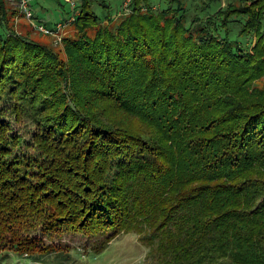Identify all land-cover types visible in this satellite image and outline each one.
<instances>
[{
  "label": "trees",
  "instance_id": "1",
  "mask_svg": "<svg viewBox=\"0 0 264 264\" xmlns=\"http://www.w3.org/2000/svg\"><path fill=\"white\" fill-rule=\"evenodd\" d=\"M75 1L66 66L0 0V249L146 219L163 264H264V0Z\"/></svg>",
  "mask_w": 264,
  "mask_h": 264
},
{
  "label": "rangeland",
  "instance_id": "2",
  "mask_svg": "<svg viewBox=\"0 0 264 264\" xmlns=\"http://www.w3.org/2000/svg\"><path fill=\"white\" fill-rule=\"evenodd\" d=\"M7 6L15 10L17 0H6ZM57 1L65 4V8L61 7ZM111 4L114 17H119V13L123 8V0H108ZM157 6H163L164 0H153ZM190 10L193 9L195 3L199 0H185ZM236 0H221L214 4L212 14H215L219 8L226 7L230 2ZM65 0H36L35 11L40 18L51 19L52 22H59L60 17L69 16L71 6L65 3ZM34 3V1H33ZM202 3V2H201ZM34 5V4H33ZM33 9V7H32ZM102 8L97 7L100 13ZM16 13L13 17L12 24L15 32L18 35H27L30 38L36 39L53 48L60 56V59L67 66L68 54L64 38L73 36L75 30L72 25L63 30L62 40L50 33H45L32 25V22L25 18L22 14ZM77 14L76 11H71ZM239 17L238 20L231 23L232 36L234 37L241 26ZM45 34L47 36H43ZM195 37L198 38V32L195 31ZM238 38V36H237ZM239 41H248L245 37L238 38ZM262 81H257V85H261ZM11 123L12 130L25 138L27 146L23 145V149L30 150V139L32 132L35 131V122L31 120L29 114L23 115L21 121L15 120V116L11 113L5 116ZM133 221L131 226L127 227L128 223L122 224L121 230H115V233L110 235L112 231L101 232L94 236L86 235L82 232L73 230L63 231L60 235H54L49 239L43 236L41 232L36 234L43 238L44 246L49 247L45 253L34 254H19L14 250L0 249V264H163V251L159 249V236L154 234V229L146 222V219ZM110 231V232H109ZM155 235V236H154Z\"/></svg>",
  "mask_w": 264,
  "mask_h": 264
},
{
  "label": "built area",
  "instance_id": "3",
  "mask_svg": "<svg viewBox=\"0 0 264 264\" xmlns=\"http://www.w3.org/2000/svg\"><path fill=\"white\" fill-rule=\"evenodd\" d=\"M33 1L34 0H17L16 9L19 14H22L25 18H27L29 21L32 22V25L35 26V28L45 32L55 35L58 40H62L63 36V30L66 29V27L72 23L75 20L76 14L69 15L67 17H64L59 19V22H55L53 27H49L47 25V20L36 17L33 12ZM68 2V4L71 6L72 11H75L77 7V3L75 0H65ZM133 0H123V8L122 11L119 14H126L131 10V3ZM66 18V19H65Z\"/></svg>",
  "mask_w": 264,
  "mask_h": 264
}]
</instances>
